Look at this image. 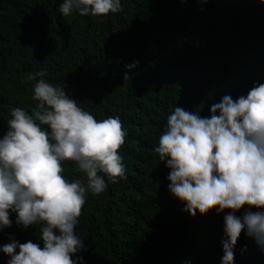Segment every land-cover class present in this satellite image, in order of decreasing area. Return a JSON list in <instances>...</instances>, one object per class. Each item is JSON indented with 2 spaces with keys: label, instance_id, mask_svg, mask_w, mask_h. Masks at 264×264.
Here are the masks:
<instances>
[{
  "label": "trees",
  "instance_id": "trees-1",
  "mask_svg": "<svg viewBox=\"0 0 264 264\" xmlns=\"http://www.w3.org/2000/svg\"><path fill=\"white\" fill-rule=\"evenodd\" d=\"M60 3L0 0V135L8 109L35 103L26 74L46 69L45 79L95 119L118 116L127 133L117 150L125 178L105 177V191L88 195L78 217L83 264H220L223 215L231 210L182 211L153 147L175 106L207 117L223 95L235 100L264 83V3L121 0L120 11L102 17L62 16ZM133 61L137 67L124 68ZM62 166L68 179L81 177L72 162ZM9 218L0 245L14 238L43 246L38 226L23 229L14 213ZM8 258L0 252V264ZM234 264H264V251L243 231Z\"/></svg>",
  "mask_w": 264,
  "mask_h": 264
},
{
  "label": "clouds",
  "instance_id": "clouds-1",
  "mask_svg": "<svg viewBox=\"0 0 264 264\" xmlns=\"http://www.w3.org/2000/svg\"><path fill=\"white\" fill-rule=\"evenodd\" d=\"M120 10L121 0H61L58 5L62 16L102 17ZM46 75V69L26 74L25 80L34 81L35 103L29 110L8 109L0 135V229L11 226L14 213L23 229L38 226L43 245L10 238L0 245L9 257L6 264H83L77 253L86 245L76 225L85 199L105 191V177L110 182L125 178L117 151L127 134L120 118L95 119ZM128 77L122 73L124 80ZM209 111L205 117L175 106L153 151L169 169L168 191L183 204L182 211L195 216L231 210L223 215L220 264H234L242 231L264 251V83H254L235 100L223 95ZM66 161L80 178L65 176Z\"/></svg>",
  "mask_w": 264,
  "mask_h": 264
}]
</instances>
